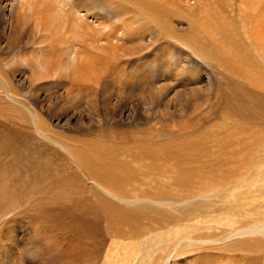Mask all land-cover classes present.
<instances>
[{"label":"rangeland","instance_id":"1","mask_svg":"<svg viewBox=\"0 0 264 264\" xmlns=\"http://www.w3.org/2000/svg\"><path fill=\"white\" fill-rule=\"evenodd\" d=\"M72 1L52 0L55 8L42 16L22 11L12 41L18 43L9 51V31L0 34V73L15 99L11 103L0 84V264H146L142 259L160 243L263 225L262 193L250 194V216L217 211L198 198L179 202L235 175L239 160L263 162V183L252 179L264 185V105L255 110L253 96L240 101L237 86L247 77L253 79L248 89L264 85V0L256 2L261 13L247 11L249 0H219L224 12L195 19L197 40L189 46L175 38L185 42L190 29L183 17L196 9L195 0L161 1L152 12L158 25L131 9L141 4L146 10L147 0L105 1L104 10L95 11L103 17L98 20L70 7ZM3 2L12 7L8 17L25 3ZM242 108L253 117L241 119ZM148 129L169 131L173 142L126 149L114 160L126 172L119 176L123 184L108 187L124 197L166 199L168 207L106 199L59 148L94 151L88 139L102 131L137 130L148 138ZM185 173L198 183L178 181ZM226 217L234 221L215 223ZM238 241L245 242L230 250ZM184 247L168 264H264L262 234L200 252Z\"/></svg>","mask_w":264,"mask_h":264},{"label":"bare ground","instance_id":"2","mask_svg":"<svg viewBox=\"0 0 264 264\" xmlns=\"http://www.w3.org/2000/svg\"><path fill=\"white\" fill-rule=\"evenodd\" d=\"M3 1L0 0V34H4V33L7 34L6 32L9 31L7 40H6V35L4 37L5 40H6V47L5 48H6L7 51H9L12 48H14V46L16 47L15 43H18V42H13L15 44L14 45L12 43V41L15 38L16 29L19 28L20 19H23L22 18L23 16L21 15L22 11L23 12L29 11V13L31 15L40 14V16H42V15L47 14V11L49 9H54L55 8V7H52L53 5L51 6L49 4L50 2H52V0H39V1H36V0H24L26 5H24L25 3L23 5H21L14 12V16L9 14V17H8L7 14L10 12L9 10L12 7L8 10V6ZM56 1L57 0H55V2ZM61 1H63V0H61ZM105 1H110V0H103L102 4L100 3L101 0H74L70 4V7L79 9L80 11L82 10L83 12L88 14L89 16H92V17H94L95 19L98 20V19H102L103 17L98 18L99 14L95 13V11L96 10H104L103 7L106 6V4H104ZM161 1H163V0H147V9L146 10H144L141 7V4H134L135 7H132L131 9L134 10V12H135V14L137 16L142 17V18H145V17L149 18L150 22L153 25H158V21L154 18L152 12L155 11L158 8V6H159ZM165 1H166V4H168V5L172 4V3L170 4L171 1L169 2V0H165ZM257 1L258 0H249V2L246 4L247 11H250V12H253V13L254 12L261 13L260 9H263V8L261 7L259 9L257 7V5H256ZM218 2H220V1L219 0H195L196 9L195 10L186 11L184 13V17H183V18L186 19V23L188 24V27L190 29L187 32L188 34H186V33L184 34V35H186L185 42L183 40H179L180 36L178 37V35H176L175 40H177V42L180 41V43L184 44L185 46H189L188 43H191L192 45H195V41L197 40V37L195 36L196 34H194V32H193V30H194L193 21L195 19L205 20V18L208 17V15H212L211 17L222 15L221 12L224 10V7H223V4L221 2H220V4ZM56 5H58V4H56ZM262 5L264 7V4H262ZM104 17H107V16L105 15ZM107 19H109V18L107 17ZM165 24H167L166 27H170V29H171L170 31H172V32L175 31L176 32L175 28H174V31H173V29L171 28V25H169L166 22H165ZM175 34H177V33H175ZM14 40H16V39H14ZM210 41H211V43H213V45H215V37L214 36L210 37ZM208 43H209V41H208ZM199 45L205 46V42L200 41ZM193 48H196V47H193ZM215 51H216V49H215ZM208 53H210V52H208ZM243 56H244V53H243ZM241 63H243V62L240 60V64ZM256 65H257V62H256ZM238 66H239V64H238ZM245 67H246V65H244V68ZM250 67L251 66H249V70H250ZM223 68H224V66H223ZM242 68H243V66H242ZM248 71H246L247 75H248ZM256 71H257V69H256ZM242 74L244 75V71H243ZM242 74H240V75H242ZM240 78H241V76H240ZM3 79H4L3 75L0 73V84L2 86L1 87L2 93L12 103L13 100H15L14 99V94L11 91H9V88H7L8 86L6 87ZM249 80L251 81V85H252L253 84L252 83V81H253L252 77L251 78H248V77L244 78V80H241V82L237 83V84H239L237 86H239L240 88L243 89L242 93H240V96H241L240 101H246V97L248 98V96H251V97L253 96V98H255L256 101H257L256 102V106L258 105L255 108V110L256 109L258 110V109H260V107L262 105H264V97H262L264 95V91H263L264 90V85L262 84V91L251 90V89L246 88L247 85H249V82H250ZM233 85L234 84H232V86ZM232 86H229V88L232 87ZM226 87H228V86H226ZM256 87H257V85H256ZM220 90L218 92H220ZM230 90H232V88ZM256 92H259V93H256ZM232 94H234V93H232ZM254 94H258L259 96H255ZM232 97H233V95L231 96L230 101L228 99V101H229L228 104H231ZM221 99L223 101V97ZM221 99H220V101H221ZM204 101H205V99H204ZM234 101L237 102L236 99H234ZM249 101H250V99H249ZM246 103H247V101H246ZM251 103H253V102H250L249 105H251ZM239 104H241V103L239 102ZM243 104L245 105V102H243ZM222 105L220 104V106H222ZM234 105H235V103H234ZM228 106L230 107V105H228ZM240 107H242V106H240ZM227 109H228V107H227ZM230 109H231V107H230ZM211 110H213V109H211ZM237 110L238 109H236V111ZM244 110H246V108L245 109L242 108L243 113H242L241 110L239 112V114L241 113L240 115L243 114L241 119H244V118H245V120L251 119L250 117H253V116L249 117L248 113L246 114V111H244ZM249 110H251L250 106H249ZM249 110H248V112H249ZM252 111L253 110H251V113H252ZM218 112H220V111H218ZM238 117H239V115H238ZM183 129H184V127H183ZM186 129L188 130L189 128H186ZM136 131L134 132V131H131V130H128V131H116V130L114 131V130H112V131H110L108 136H105L106 135L105 132L107 133V130H105V132L102 131L101 133L104 134V135H101V138H99V137L97 138V136H96L95 138H91L90 137V140L88 139V141H90V142H92V143L97 145L96 146L97 150H94V151H90L88 149V150H84V151H81V152H74V151L72 152L69 148H66V147L65 148L64 147H62V148L59 147V148L61 150L65 151L67 153V155L69 156V158H71V160L75 161V163L78 166V169L80 171L78 169L77 170L79 172H81V174L86 176V178L88 179L87 181H89L91 183V185L94 186V188L99 192V194L104 195V197L106 199L108 198L109 200H113V201L117 200L118 202H120L122 204L134 205V204H138V203H141V202L144 201V202H147L149 204L148 206H152V207H168L169 203L167 202L166 199H159V198L156 199V198H146V197L140 198V197H136V196H134V197L133 196L132 197H124L123 195L113 191V189L110 188L111 186L108 187V185H111V184H113V185L114 184H118V185L123 184L122 180H121V178L119 176H121V174H125L126 172H124L123 170H122L123 172L120 171L121 169H119L115 165L116 163H114V160H115L116 157L122 156V154L124 153V151L126 149H129V148L134 147V146L141 147V146L144 145V147H145V145H149V146L150 145L155 146L156 144L161 145L162 143H160V140L162 138H165L168 141V143L166 142V144L170 145V143L173 142V137H172L171 133L169 131H167V130H166V132H168V133L164 132L163 130L161 132H159L160 130H157L159 132V134H155V133L153 134V131L148 129V132L145 133L146 135L149 136L148 138L143 137L142 136L143 134L141 132H138V131L136 132ZM182 134H184V133H182ZM153 135H156V137H153ZM54 145H55V143H54ZM159 148H160V146H159ZM142 149H144V148H142ZM148 150H150V149H148ZM134 151H137V150H134ZM138 156H140V155H138ZM201 157L204 158V155L201 156ZM205 162H208V161H205ZM238 163H240L242 165V168L235 175L227 178L226 180H224L220 184L212 185L210 188H207L206 190H202V192H200L196 196L187 197V199H184V200L180 201L179 205H187L191 200H193L195 198H198L199 200H203L204 202H207V204L210 205V206H211V203L216 204V210L217 211H222V212L227 211L228 212V211H232V210L236 211V210L239 209V211L240 210L243 211L242 212L243 215H248V216L252 215V212L250 210H248L249 208H246V207L249 206L250 204H252L253 203L252 201H254V198H252L250 196V194L257 193L258 197L261 196V193L264 194V185L259 186V184L261 185V183H263L262 182L263 179H260L261 178L260 174H262V171H260V169H259L260 168L259 165H261L263 162L247 163L245 165L243 160H239ZM73 164H74V162H73ZM124 170L126 171L127 169L125 168ZM253 177L259 178L258 181L262 180L258 184V186L255 183L254 179H252ZM177 179H178V181L186 183V184H191V183L197 182L195 174H192V173H185L184 176L179 175ZM232 197H235V198L232 199ZM254 203H256V202H254ZM230 221H234L233 218L232 217L231 218L226 217L224 219L216 221L215 223L216 224L229 223ZM257 234L264 235V224L261 225V226L253 225V226H251L249 228H243L241 230H237V231L231 232V233L226 234L224 236H220V238L215 237L218 234L211 233L209 235L207 234L208 235L207 239H194V238H191V237H189V238L182 237V238L175 239L173 241L169 240V241H166L163 244L160 243L155 248V251L151 252L150 253L151 255L150 256L148 255V258L144 257L142 259V261L144 260V263H146V264H168V262L171 260L172 257H174L176 255L178 256L179 253L176 254V249H177L178 246L184 245L185 246L184 248L196 247V248H198L196 250V252H200V250L203 247L207 246V245H215V246H217L218 244L221 245L223 243H226L227 241L230 242L232 239L244 240V238H246V237H253V236L257 235ZM5 237H9L7 239L9 241L11 240L9 234L7 236H5ZM211 237H213L214 239L211 238ZM244 242H239L238 241L233 247H231L230 250H232V251L236 250L238 243L243 244ZM124 247L126 248L127 246L124 245ZM245 250L249 251L251 249L250 248H246ZM156 251L159 252V255L156 256V262H154L151 259L153 258V260H154V256H155V252ZM174 251H175V255L173 254ZM199 254H201V253H199ZM120 255H122V254L120 253ZM128 256L130 257V255H128ZM132 260L135 262V261L138 260V258L135 256ZM123 264H128V262L125 261V262H123Z\"/></svg>","mask_w":264,"mask_h":264}]
</instances>
